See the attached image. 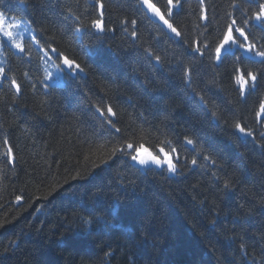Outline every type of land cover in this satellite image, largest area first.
Returning <instances> with one entry per match:
<instances>
[{
  "label": "trees",
  "instance_id": "1",
  "mask_svg": "<svg viewBox=\"0 0 264 264\" xmlns=\"http://www.w3.org/2000/svg\"><path fill=\"white\" fill-rule=\"evenodd\" d=\"M150 1L179 36L139 0H0L33 33L1 57L0 264H264V0ZM42 49L83 70L48 84Z\"/></svg>",
  "mask_w": 264,
  "mask_h": 264
},
{
  "label": "snow or ice",
  "instance_id": "2",
  "mask_svg": "<svg viewBox=\"0 0 264 264\" xmlns=\"http://www.w3.org/2000/svg\"><path fill=\"white\" fill-rule=\"evenodd\" d=\"M144 2L147 4V7L154 12L159 18L160 20H162L164 22V24L167 25V27L169 29H171V31L173 33H175L177 36L180 35V33L177 31L176 28L173 27V25L167 20L165 19L164 14L161 12L160 8H158L155 4L148 2V0H144ZM176 4L179 5L180 4V0H176ZM172 7H173V0H168V10L169 13H171L172 11ZM100 9H101V15H102V11H103V5H100ZM255 19L261 22H264V3L259 4V11L255 14ZM5 21H6V15L3 12H0V32H2L3 36L6 38L11 39L12 38V31L11 28L15 27L16 25L14 23L12 24H7V26H5ZM104 23L101 19H94L91 21V28L94 29L97 32H104L107 29L104 26ZM247 23V21L245 22ZM236 25V21L233 20L231 24H229L227 26L226 31L224 32V35L222 37V39L220 40L219 44L216 46L215 48V53H216V58L217 60H220L222 58V51L224 50V48L229 45V44H236L237 43V39L235 38L236 33L239 34V37H243L245 41H247L248 37L244 31L243 28L240 27H235ZM79 30V29H78ZM133 36L136 35L135 32L132 33ZM17 48H20L21 50H23L21 48V45L16 44L15 45ZM240 47L244 48L246 51H253L254 46L253 45H248V44H240ZM257 55L264 57V52H258ZM157 60H159V57L156 58ZM63 63L65 65H67L69 68H71L73 71H82L83 69H81L79 64H75V66L73 67L74 62L71 60H68L67 58L63 59ZM234 71H236L237 73H240L239 75H237L236 77V82L240 85L241 88V94L243 95V90L245 87V84L247 83V81L245 80V74L243 73V71L241 69H235ZM246 75L251 79V81L254 83L257 79L256 75L252 74V73H246ZM13 84L15 85V81H13ZM261 110L264 111V102L261 103L260 105ZM109 113H113V110L111 107H109L108 109ZM259 115V113H258ZM112 127L115 128V125L113 124ZM236 128H238L240 130V132H244V129L237 124ZM115 134H120V129L116 128L115 129ZM187 143L189 145H191L193 143V141L188 140ZM127 149L129 150V152L134 151L136 154L131 155V160L134 162H137L140 165H148V164H153L156 166H163V165H167L169 171L175 172L176 171V167L175 164L173 163V160L169 157V154L167 152H164V158L161 159L160 156L158 155H154L151 151H149L148 148L144 147L143 145H140L139 147L136 146V144L134 143H127L126 145ZM163 151V150H161ZM196 161H193V164H195ZM226 187L228 186L227 184L225 185ZM20 197H17V200H19ZM85 224L90 223L89 220H85L84 221Z\"/></svg>",
  "mask_w": 264,
  "mask_h": 264
},
{
  "label": "rangeland",
  "instance_id": "3",
  "mask_svg": "<svg viewBox=\"0 0 264 264\" xmlns=\"http://www.w3.org/2000/svg\"><path fill=\"white\" fill-rule=\"evenodd\" d=\"M0 12H3L0 10ZM4 13V12H3ZM6 15V21L5 26L7 24L14 23L16 26L11 28V31L13 33L12 38H6L3 36L2 32H0V80L4 76V66L2 61V56L4 53V46L8 44L15 52L21 53L24 50V40L27 38L33 39V33L31 31L30 25L28 21L16 18L12 15ZM80 31V29H79ZM19 44L21 45L20 48H17L15 45ZM44 52V67H45V73H46V81L50 85H61L64 81V72H68L70 74H75L76 71H73L71 68H69L67 65H65L62 61H57L54 58L55 53L51 50H45L42 49ZM136 154V153H135ZM154 154V153H153ZM169 154V153H168ZM160 156L161 159L164 158V151H159L158 154H154ZM169 157L173 160L172 154H169ZM134 162V161H133ZM138 167H140L142 170L146 169L147 167H154L157 169H165L169 175H174L175 172L169 171L167 165L163 166H156L153 164L148 165H140L137 162H134ZM175 164V162L173 161ZM176 167V166H175Z\"/></svg>",
  "mask_w": 264,
  "mask_h": 264
},
{
  "label": "bare ground",
  "instance_id": "4",
  "mask_svg": "<svg viewBox=\"0 0 264 264\" xmlns=\"http://www.w3.org/2000/svg\"><path fill=\"white\" fill-rule=\"evenodd\" d=\"M164 28V27H163ZM166 31H168L170 34H172V35H175V33H173L172 31H171V29H169L168 27L167 28H164ZM78 35L79 36H81V32L78 30ZM5 47V46H4ZM7 52H10V50H7ZM57 61H62V60H57ZM63 62V61H62ZM5 72V71H4ZM4 75H5V73H4ZM39 86H41L40 84H39ZM16 87V86H15ZM17 88V87H16ZM111 114H113L114 115V113H111ZM7 150H8V154H6L5 152L4 153H2L1 151H0V157H5L7 160H8V157L9 158H13V155H12V153H11V150L9 149V147H7ZM161 150H163L164 152H166L165 150L166 149H164V148H159L158 149V152H156V154H158L159 153V151H161ZM176 159L175 158H173V161H175ZM139 169H141L140 167H138ZM148 168H154V167H147L146 169H148ZM154 169H156V168H154ZM145 170V169H144Z\"/></svg>",
  "mask_w": 264,
  "mask_h": 264
},
{
  "label": "water",
  "instance_id": "5",
  "mask_svg": "<svg viewBox=\"0 0 264 264\" xmlns=\"http://www.w3.org/2000/svg\"><path fill=\"white\" fill-rule=\"evenodd\" d=\"M139 1H140L141 8L146 12V14L148 15V17L151 20L159 23L164 28H167V25L164 24V22L162 20H160V18L147 7V4L144 2V0H139ZM148 2H150V1L148 0Z\"/></svg>",
  "mask_w": 264,
  "mask_h": 264
}]
</instances>
